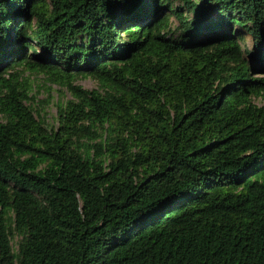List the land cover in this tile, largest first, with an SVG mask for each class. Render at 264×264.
<instances>
[{
  "label": "trees",
  "instance_id": "trees-1",
  "mask_svg": "<svg viewBox=\"0 0 264 264\" xmlns=\"http://www.w3.org/2000/svg\"><path fill=\"white\" fill-rule=\"evenodd\" d=\"M258 98L264 0H0V264H264Z\"/></svg>",
  "mask_w": 264,
  "mask_h": 264
},
{
  "label": "rangeland",
  "instance_id": "rangeland-1",
  "mask_svg": "<svg viewBox=\"0 0 264 264\" xmlns=\"http://www.w3.org/2000/svg\"><path fill=\"white\" fill-rule=\"evenodd\" d=\"M245 45L251 48L250 38L246 39ZM26 82L27 100L25 104L34 111L36 120L41 121L47 128L56 129L58 109L71 99L68 91L56 84H49L42 75H30L26 78ZM75 84L86 90L96 88V84L90 78L85 77L75 79ZM255 102L258 105H264V99H255Z\"/></svg>",
  "mask_w": 264,
  "mask_h": 264
}]
</instances>
